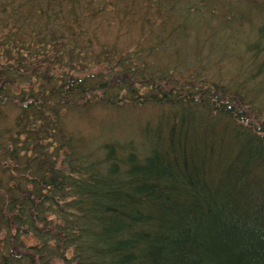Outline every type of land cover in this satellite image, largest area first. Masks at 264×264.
Masks as SVG:
<instances>
[{
	"label": "trees",
	"instance_id": "trees-1",
	"mask_svg": "<svg viewBox=\"0 0 264 264\" xmlns=\"http://www.w3.org/2000/svg\"><path fill=\"white\" fill-rule=\"evenodd\" d=\"M254 10L264 2L0 0V264H264ZM104 17L141 32L101 42ZM236 29L250 35L239 56ZM80 101L162 111L140 143L81 150L63 125Z\"/></svg>",
	"mask_w": 264,
	"mask_h": 264
},
{
	"label": "rangeland",
	"instance_id": "rangeland-1",
	"mask_svg": "<svg viewBox=\"0 0 264 264\" xmlns=\"http://www.w3.org/2000/svg\"><path fill=\"white\" fill-rule=\"evenodd\" d=\"M264 2V0H262ZM256 23L264 22V12L254 10ZM92 29L97 32L101 42L113 44L120 48L128 47L131 42H135L134 37L139 35L141 27L125 28L116 20L104 17L100 21L92 24ZM241 38L230 44L229 51H234L240 55L245 51V38L250 36L247 31H239ZM251 36L255 35V30H251ZM233 68L230 64L224 66L226 73H230ZM75 100H81L80 98ZM79 102V105L66 111L63 120L65 131L72 135L78 142L82 150L90 145L96 148L108 141H127L135 140L140 143L143 140L144 130L149 124L154 125L157 117L162 111L159 105L135 106L131 105H101L94 104L85 106ZM124 103V102H123ZM7 124L14 123L18 111L12 105L6 108ZM143 137V138H142ZM142 139V140H141Z\"/></svg>",
	"mask_w": 264,
	"mask_h": 264
}]
</instances>
